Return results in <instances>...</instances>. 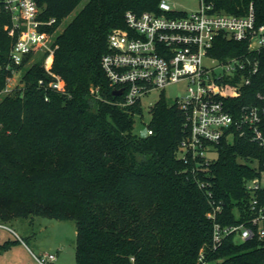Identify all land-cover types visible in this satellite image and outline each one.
Wrapping results in <instances>:
<instances>
[{"label":"trees","instance_id":"obj_1","mask_svg":"<svg viewBox=\"0 0 264 264\" xmlns=\"http://www.w3.org/2000/svg\"><path fill=\"white\" fill-rule=\"evenodd\" d=\"M37 1L42 17L58 19L49 30L64 25L49 60L62 89L51 86L44 55L29 66V53L20 64L12 61L17 34L5 28L10 14L0 13V94L23 70L22 86L0 100V220L32 214L75 220L76 264H264L257 240L230 235L214 247L208 215L220 206V223L245 219V184L256 175L248 158L262 149L243 136H224L215 159H185L187 109L161 95L150 109L152 133L140 135L134 131L140 101L117 104L122 97L102 67L109 33L126 26V12L158 10L160 0H86L67 23L82 0ZM205 1L239 15L253 3L264 22V0ZM247 44L220 35L210 54L248 53ZM250 55L259 68L228 103L234 113L264 95V47ZM10 243L0 242V252Z\"/></svg>","mask_w":264,"mask_h":264},{"label":"built area","instance_id":"obj_2","mask_svg":"<svg viewBox=\"0 0 264 264\" xmlns=\"http://www.w3.org/2000/svg\"><path fill=\"white\" fill-rule=\"evenodd\" d=\"M199 3L197 9L188 11L173 7L170 0H160L158 10L127 11L126 26L109 33L108 51L102 55L101 64L113 88H123L119 94L122 98L116 101L123 107L141 103L151 90L163 91L168 84L187 82V94L177 95V102L188 113L190 133L182 141L185 159L189 154L206 162L215 159L217 144L224 136H243L262 149V155L248 158L256 175L245 184L250 193L245 219L231 225L220 223L216 220L220 206L208 215L214 220V247L230 235L236 241L254 239L264 245V95L258 93L256 101L243 103L236 113L228 105L251 84L258 71V60L250 53L264 47V22L257 21L253 3L243 15L216 10L214 3L205 0ZM41 11L37 0H0V13L10 14L5 28L9 34H17L10 51L12 61L20 64L28 53L44 55L45 68L54 77L51 86L62 89L59 75L49 68L59 46L56 31L62 23L49 30L58 19L42 17ZM220 35L246 41L249 52L224 58L210 54ZM219 64L224 70L216 74ZM151 133L148 127L138 134ZM35 257L40 264H51L57 253ZM199 259L203 260L202 252Z\"/></svg>","mask_w":264,"mask_h":264},{"label":"rangeland","instance_id":"obj_3","mask_svg":"<svg viewBox=\"0 0 264 264\" xmlns=\"http://www.w3.org/2000/svg\"><path fill=\"white\" fill-rule=\"evenodd\" d=\"M85 2L86 0H82L79 3L74 11L65 18V23L70 21ZM170 4L179 9L191 11L197 9L200 3L199 0H170ZM41 57V54L32 56L26 65L29 66ZM223 70V66L219 64L215 67L214 72L217 74ZM22 73L23 70L17 71L13 77L8 79V90H4L0 94V100L5 93L22 86ZM179 92L183 93V95L187 94L186 81L174 82L168 84L163 91L154 89L144 95L141 100L143 115L135 116L134 131L143 133L148 128L151 118L150 109L161 95H164L169 102L173 103L177 101ZM0 223L4 224L0 226V242L11 240L10 245L0 252V264H40L35 255L41 256L44 252L57 253L56 260L51 262V264H76L77 225L75 220L32 214L28 217H15L7 222L0 220ZM237 241L240 240L237 238Z\"/></svg>","mask_w":264,"mask_h":264},{"label":"water","instance_id":"obj_4","mask_svg":"<svg viewBox=\"0 0 264 264\" xmlns=\"http://www.w3.org/2000/svg\"><path fill=\"white\" fill-rule=\"evenodd\" d=\"M113 92H114L115 95H119V94H121L123 92V88H117V89L113 88Z\"/></svg>","mask_w":264,"mask_h":264}]
</instances>
